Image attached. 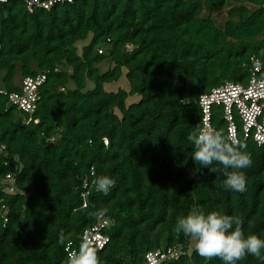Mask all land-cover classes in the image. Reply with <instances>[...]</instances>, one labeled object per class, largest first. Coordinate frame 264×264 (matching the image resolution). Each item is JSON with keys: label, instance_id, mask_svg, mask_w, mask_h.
I'll use <instances>...</instances> for the list:
<instances>
[{"label": "trees", "instance_id": "trees-1", "mask_svg": "<svg viewBox=\"0 0 264 264\" xmlns=\"http://www.w3.org/2000/svg\"><path fill=\"white\" fill-rule=\"evenodd\" d=\"M223 9L218 26L211 16ZM252 56L264 78V0H71L32 12L19 0L0 4V89L18 92L17 77L48 71L29 122L0 94V264H67L66 245L78 250L98 211L108 221L100 264H145L167 248L177 256L159 264H224L175 230L193 208L239 216L245 236L264 239V144L243 139L236 118L252 158L238 193L222 186V165L214 173L192 160L187 139L202 128L199 95L246 85ZM123 71L129 91L106 92ZM128 95L140 100L126 106ZM210 125L228 136L222 106H212ZM102 175L115 186L105 195L93 182L82 208L83 181Z\"/></svg>", "mask_w": 264, "mask_h": 264}, {"label": "clouds", "instance_id": "clouds-1", "mask_svg": "<svg viewBox=\"0 0 264 264\" xmlns=\"http://www.w3.org/2000/svg\"><path fill=\"white\" fill-rule=\"evenodd\" d=\"M197 127L198 130L187 137L193 145L190 155L192 160L214 173L219 170L214 165H222L225 170L222 186L238 193L245 192L247 181L241 169L252 164L251 154L243 151L245 145L210 125ZM94 183L97 190L105 195L115 186V180L107 175L97 177ZM102 214L99 211L94 213L97 217ZM175 230L191 237L194 240V250L205 260L219 258L224 264H237L251 255L264 261V239L254 234L245 236L243 221L239 216L217 211L205 214L193 208L186 217L177 218ZM97 251L91 240H83L78 250L69 252L67 264H100Z\"/></svg>", "mask_w": 264, "mask_h": 264}, {"label": "built area", "instance_id": "built-area-1", "mask_svg": "<svg viewBox=\"0 0 264 264\" xmlns=\"http://www.w3.org/2000/svg\"><path fill=\"white\" fill-rule=\"evenodd\" d=\"M8 0H0V4ZM23 3L28 12L34 9L48 10L55 4L71 2V0H19ZM127 51L131 46L126 45ZM98 54H103V50L97 49ZM261 71V63L255 56L250 57V76L246 85L239 83L225 82L224 84L211 89L209 92L199 95L197 104L201 110L202 128L210 125V114L213 105H220L223 108V119L227 124L228 136L237 137L236 118L239 120L241 135L243 139H252L257 145L264 144V78H258L257 74ZM48 71L37 74L34 77H25L19 84V91L7 95L0 89V94L8 97L9 103L14 105L19 111L28 114L27 122L31 120V115L35 112L39 100V88L44 84ZM34 123H37L35 120ZM211 126V125H210ZM105 144L107 143L104 139ZM4 146H0V151ZM92 175V173H91ZM8 182H12L10 175L6 176ZM94 181H83L82 208H85L87 197ZM12 192V189H10ZM22 194V192H20ZM108 221L98 216L96 224L84 231L83 240H91L98 250L102 249L108 242V236L101 232L106 227ZM71 250L70 244H67L65 251L67 254ZM177 256L174 249L150 251L145 254V264H159L162 261L170 260Z\"/></svg>", "mask_w": 264, "mask_h": 264}, {"label": "rangeland", "instance_id": "rangeland-1", "mask_svg": "<svg viewBox=\"0 0 264 264\" xmlns=\"http://www.w3.org/2000/svg\"><path fill=\"white\" fill-rule=\"evenodd\" d=\"M246 6H248L247 4H245ZM250 7V6H249ZM251 8V7H250ZM207 13V10L204 11V14ZM213 21L218 25V26H222L224 24V22L227 20V12L226 9L220 10L219 12H217L216 14L211 16ZM90 38V37H89ZM89 38H87L85 41L83 42H78L76 44V48H77V52L78 54L81 53L82 47L87 45L89 42ZM101 50H103V53L105 52V48H99ZM99 70H101V72H104L107 70V68L109 67V61L108 59L104 60L102 63H100L98 66ZM18 84H20L19 78H16ZM88 87L91 88V85L88 84ZM119 89L128 92L129 91V84L125 78V71H123V75L122 77L115 82H111V83H107L104 85V90L106 92H117ZM140 100V97L137 95H128L126 98V106H129L133 103H137Z\"/></svg>", "mask_w": 264, "mask_h": 264}]
</instances>
